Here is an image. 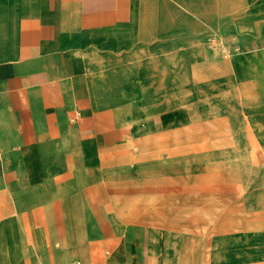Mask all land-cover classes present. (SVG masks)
<instances>
[{
	"label": "crops",
	"instance_id": "crops-1",
	"mask_svg": "<svg viewBox=\"0 0 264 264\" xmlns=\"http://www.w3.org/2000/svg\"><path fill=\"white\" fill-rule=\"evenodd\" d=\"M242 1L209 0L198 13L159 0L175 16L154 30L136 24V0H0V264L72 262L82 246L75 237L86 240L90 228L87 213L95 225L97 217L101 243L106 230L118 243L104 206L96 205V134L112 125L100 114H137L156 132L160 114H201V107L262 114L251 76L232 73L220 83L224 90L196 96L186 77L192 64L230 72L203 45L221 42L234 25L264 37V3ZM251 6L254 18L246 14ZM234 57L250 74L249 57ZM235 87L250 96L239 102ZM124 251L112 264L135 262Z\"/></svg>",
	"mask_w": 264,
	"mask_h": 264
},
{
	"label": "rangeland",
	"instance_id": "rangeland-1",
	"mask_svg": "<svg viewBox=\"0 0 264 264\" xmlns=\"http://www.w3.org/2000/svg\"><path fill=\"white\" fill-rule=\"evenodd\" d=\"M136 1L139 7L134 20L142 27L167 28V20L175 16L170 8L161 6L159 0ZM174 1L198 13L209 8V0ZM243 1L245 7L252 0ZM256 1V4L264 3V0ZM252 10L251 6L246 14L254 18ZM260 23L264 25V19ZM230 29V35H222L221 42L219 38H211L203 45L208 48H204V55L215 56L220 61L226 59L231 65L230 72L200 71L199 66L192 64L193 70L186 75L190 80L188 87L196 96L210 90H224L220 83L232 73L238 78L251 76L257 86L262 114H224L222 105L201 107V114H183V111L160 114L154 118L160 132L154 131L152 125L137 114H100L105 119L111 117L112 125L101 126L96 134V168L100 172L96 205L104 206L119 241L114 246L116 241H109L111 233L105 229L108 242L101 243L103 234L97 217L95 225L93 215L87 213L85 226L95 225L96 228L88 227L86 240H83L92 255V262L88 264H112L124 257V249L127 256L135 259L133 264H254L255 258L264 260V155L261 147L254 149L256 144L251 139L264 146V37H254L243 23ZM256 42L257 45L251 47ZM234 54L249 57L250 70L246 72L250 74L234 60ZM215 66L218 68L219 62H215ZM235 89L239 102L250 96L249 92L245 95L241 87ZM225 119L234 142L241 141L234 157L224 162L208 161L200 171L183 173L181 162L196 157L202 146L212 149L211 143L223 134L217 127L222 126ZM123 125H127L124 132ZM195 125L199 127L197 133L187 139V127ZM173 133H179L177 139ZM106 175L115 177L104 178ZM191 187L200 189L187 194L185 190ZM106 188H111V192L107 194ZM168 196L174 200L173 204ZM102 248L105 253L111 249L113 252L105 254ZM74 263L78 264L77 258L68 264Z\"/></svg>",
	"mask_w": 264,
	"mask_h": 264
},
{
	"label": "bare ground",
	"instance_id": "bare-ground-1",
	"mask_svg": "<svg viewBox=\"0 0 264 264\" xmlns=\"http://www.w3.org/2000/svg\"><path fill=\"white\" fill-rule=\"evenodd\" d=\"M117 25V24H116ZM116 27V26H115ZM104 30V28H103ZM136 58V57H135ZM98 61V60H97ZM179 92V91H178ZM179 94V93H178ZM180 95V94H179ZM174 97V96H173ZM225 123L221 126H218L217 128H219V131L222 132L223 134H219V137H217L211 144L212 149L209 148H205L204 146H202L201 150L198 151L196 157H193L192 159L190 158V160L187 158L185 160V162L183 161V163L181 162V171H183V173L185 172V174H189L191 171L197 170L200 171L201 169L204 168L205 163H207L208 161H220V162H224L225 160H229L232 157H234V154L236 152V148L238 146H241V141H238L237 143L234 142V138L232 137V132L231 129L227 126V120L225 119L224 121ZM231 127V126H230ZM199 127L198 125L192 126V127H187L186 130V138L190 139L192 134H196L198 131ZM181 134V133H180ZM174 139H177V137L179 136V133H173L172 134ZM263 137V136H262ZM252 141L254 144H256V147H254V149L261 147V154L264 155V146H262L261 144L257 143L255 141V139L253 137H251ZM216 146V147H215ZM212 150V151H210ZM195 151V149L193 150ZM165 154V153H164ZM258 156V155H257ZM261 158V157H259ZM263 159V158H262ZM261 160V159H260ZM174 161V160H173ZM190 162V163H189ZM193 163L192 167L191 164ZM196 163V164H195ZM259 163V162H258ZM195 165H197L195 167ZM122 170V169H121ZM149 173V171L147 172ZM120 175V174H119ZM118 175V176H119ZM113 178L115 177V175H106L104 176V178ZM164 177V176H163ZM148 178V177H147ZM153 178V177H152ZM157 178V177H156ZM161 178V177H160ZM158 178V179H160ZM166 178V177H165ZM137 180V179H136ZM148 180V179H147ZM151 180V179H150ZM133 181V180H132ZM115 183V182H114ZM157 183V182H156ZM159 183V182H158ZM136 184V183H135ZM149 184V183H148ZM200 184V183H199ZM151 185V183H150ZM155 185V184H153ZM157 185V184H156ZM162 185V184H161ZM170 185V184H169ZM117 186V185H114ZM163 186V185H162ZM174 186V185H173ZM183 186V185H182ZM181 186V187H182ZM236 186V185H235ZM157 187V186H156ZM167 187V186H166ZM172 187V185L170 186ZM184 187V186H183ZM116 188V187H115ZM159 189V187H157ZM163 188V187H162ZM174 188V187H172ZM178 188V186H177ZM184 189V188H183ZM200 188L199 187H191L190 189H186L185 192H187V194L192 193V192H196L198 191ZM106 190V189H105ZM138 190V189H137ZM164 190L165 187H164ZM168 190V189H167ZM178 190V189H177ZM176 192H179L177 191ZM116 191H118L116 189ZM163 191V190H162ZM171 191V190H170ZM241 191V190H240ZM156 192V190H155ZM158 192V191H157ZM165 192V191H164ZM118 193V192H117ZM120 193V192H119ZM138 193V192H135ZM166 193V192H165ZM113 194V193H112ZM170 196H168V201L171 202L173 204L174 200L172 198H169ZM106 199V198H105ZM122 208V207H121ZM125 208V207H124ZM128 207H126L127 209ZM119 209V208H118ZM131 209V207H130ZM122 210V209H121ZM134 210V209H133ZM195 210V209H194ZM193 210V211H194ZM117 211V210H116ZM130 211V210H127ZM199 212V211H198ZM116 213V212H115ZM122 213V212H121ZM190 213V212H189ZM205 213V212H204ZM132 214V212H131ZM139 214V213H138ZM119 215V214H118ZM127 215V214H125ZM133 215V214H132ZM136 216V213L134 214ZM210 216V215H209ZM117 217V216H116ZM120 217V216H119ZM73 217L71 216V219ZM124 218V217H123ZM144 231V230H143ZM72 236V235H71ZM85 235L84 233L82 234V236L79 237H75V240L77 243H79L81 245L82 242H84ZM89 246H87L86 241L84 243H82V246H80V254L79 257H77V262L78 264H88L91 261V252L90 249L88 248ZM206 249V248H205ZM208 249V247H207ZM92 251V249H91ZM88 252L90 254H88ZM93 254V253H92ZM68 258V257H67ZM207 260V259H206Z\"/></svg>",
	"mask_w": 264,
	"mask_h": 264
},
{
	"label": "built area",
	"instance_id": "built-area-1",
	"mask_svg": "<svg viewBox=\"0 0 264 264\" xmlns=\"http://www.w3.org/2000/svg\"><path fill=\"white\" fill-rule=\"evenodd\" d=\"M74 264H77V263H74Z\"/></svg>",
	"mask_w": 264,
	"mask_h": 264
}]
</instances>
